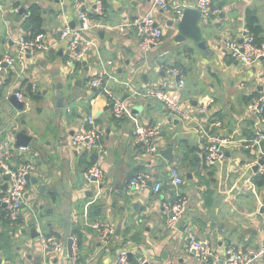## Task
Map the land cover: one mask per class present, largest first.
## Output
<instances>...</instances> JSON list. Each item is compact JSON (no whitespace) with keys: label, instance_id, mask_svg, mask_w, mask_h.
I'll return each instance as SVG.
<instances>
[{"label":"crops","instance_id":"0c3cea01","mask_svg":"<svg viewBox=\"0 0 264 264\" xmlns=\"http://www.w3.org/2000/svg\"><path fill=\"white\" fill-rule=\"evenodd\" d=\"M77 1L60 5L54 0H0V61L14 55L17 39L31 35V28L23 31L22 26L29 22L32 8L39 13L40 34L49 47L27 56L13 70L4 64L0 70V144L8 143L12 164L33 166L19 221L0 222L2 264H71L66 252L70 237L79 242L78 264H113L122 251L131 262L146 258L150 264H201L187 250L185 228L222 260L228 247L239 252L258 249L264 243V169L259 149L250 145L255 116L247 106L264 98V59L244 67L224 46L243 40L247 16L257 19L264 40V0L211 1L218 13L207 21L209 56L188 41L176 42L177 32L169 27L174 17L153 9L152 0H101L105 12L98 20L104 28L88 33L93 48L85 60L67 66L59 31L64 23L72 29L80 25L74 11ZM84 1L91 9L95 0ZM173 1L194 8L197 0ZM19 9L27 10V15L17 20ZM147 15L163 36L159 45L143 53L132 23ZM109 62L102 88H90V80ZM169 71L179 72L184 80L186 120H168L164 107L145 96L151 89L175 90L178 77ZM12 90H18L19 101L25 102L23 112L5 102ZM59 93L62 108L57 107ZM111 98L125 103L123 119L112 117ZM208 101L212 104L202 113L200 108ZM89 116L102 135L97 156L72 144L77 128ZM14 125L29 138L27 153H20L22 146L14 147ZM138 126L159 128L157 154L149 155L134 143ZM260 128L264 132V124ZM207 134L226 141L225 160L201 171L195 152ZM169 146L172 157L166 161L160 153ZM94 163L103 172L101 182L85 179ZM171 168L183 178L178 190L169 185ZM135 174L148 177L146 186L127 196L126 184ZM157 183L161 190L155 194ZM7 188L0 177V199ZM176 192L186 196L189 205L177 229L169 231L163 206L174 201ZM104 227L113 234L102 237ZM40 236L56 238L65 250L44 251Z\"/></svg>","mask_w":264,"mask_h":264},{"label":"built area","instance_id":"2783aa9c","mask_svg":"<svg viewBox=\"0 0 264 264\" xmlns=\"http://www.w3.org/2000/svg\"><path fill=\"white\" fill-rule=\"evenodd\" d=\"M60 5L66 0H54ZM212 0H197L194 9H197L201 15V22L205 24L211 20L218 12L212 9ZM152 8L160 10L163 14L172 15L174 21H178L185 7L178 5L173 0H152ZM76 18L80 25L74 29L70 28L67 23H64L59 31L58 43H64L67 53L66 65L73 63H81L88 56L93 48L92 41L88 38V33L92 30L103 29L100 18L104 15L103 3L101 0H95L93 7L90 9L84 0H79L74 4ZM91 13L98 17L97 22H91ZM156 22L152 16L147 15L135 20L132 26L135 27L138 46L143 53H147L151 48L159 45L162 39V31L159 26H155ZM16 49L13 56H4L0 61V70L2 65H6L13 70L16 65H22L27 56L40 53L48 50V46L43 43V35L35 36L27 35L16 40ZM224 50L229 57L239 65L248 67L264 59V45L257 47L253 43L252 36L245 31V36L241 43L236 41H228ZM112 63H106L101 70L95 75V78L90 80L89 86L93 89H101L105 77H108L107 66ZM173 76L178 77V83L175 90L165 92L161 90L151 89L146 92V97L160 103L167 112L168 120H186L189 118L186 109L182 107L181 91L184 87V80L181 79L180 73L169 71ZM21 100V96L17 95ZM111 115L115 120L123 119L127 115V107L124 102L119 99L111 98ZM212 104L208 101L204 104L200 111L205 112L207 106ZM247 111L253 113L255 122L253 124V138L250 141L251 147L259 149V161L263 162L264 169V132L260 128L264 124V98H260L247 106ZM216 126H219L218 124ZM159 133L158 127L138 126L134 129V143L143 147L144 151L149 155H155L158 152L156 137ZM101 132L98 130L94 118L89 116L81 124L73 137L72 144L80 152L86 155H99L102 151L101 147ZM226 141L218 136H210L207 134L206 142L195 152L198 161V168L209 170L225 160ZM8 143L0 144V177L7 176V192L0 199V222L7 220L9 223H16L20 219L22 207L25 201V192L27 187V177L32 173L33 166L30 162L14 165L10 161V155L7 152ZM20 153H27L26 147L20 148ZM85 179L88 181L101 182L103 180L102 170L95 165L88 169L85 173ZM169 185L174 189L183 185V178L180 173L174 169H169ZM147 176L144 174H135L131 177L125 187V195L132 196L140 192L146 186ZM161 190V184H155L153 192L158 194ZM189 205V199L186 196L176 192L175 199L168 205L163 206L166 217V225L169 231L177 229L179 222L185 214ZM264 210V204L262 205ZM102 237H109L113 234V229L104 227ZM186 239L187 250L193 252L197 261L201 264H219L224 261V264H254L256 261L264 260V243L256 250L239 252L233 247H228L224 252V260L215 256L206 245L200 240L196 234L189 228L183 230ZM40 243L44 251L54 254H61L65 247L54 237H39ZM72 242V257L71 264H78V239L70 237ZM113 264H150L146 258H140L135 262L128 259L126 252H120Z\"/></svg>","mask_w":264,"mask_h":264},{"label":"water","instance_id":"95a60500","mask_svg":"<svg viewBox=\"0 0 264 264\" xmlns=\"http://www.w3.org/2000/svg\"><path fill=\"white\" fill-rule=\"evenodd\" d=\"M56 4L58 3L55 1ZM24 15H27V10L25 9H19L17 20H20ZM223 18V16H222ZM169 27L171 29H174L177 32V35L175 37V41L178 43H184L186 41L192 43L199 51H201L205 56L210 55V51L208 49V38L209 34L207 33L208 27L211 25L209 22L204 24L202 26L201 22V15L200 12L197 9L185 7L182 11L181 17L178 21H169ZM157 26V24L155 25ZM27 29H30V23L25 22L23 23L22 30L26 31ZM241 43V41L239 42ZM5 67V65H4ZM178 80V78H177ZM58 90L61 89V85H58ZM18 90H12L7 93V96L5 97V102L8 106L14 108L17 111L23 112L26 104L25 102L19 101L17 95ZM1 90H0V97H1ZM57 107L62 108L63 107V98L61 93L57 94ZM13 131L11 132L12 137H14L15 143L14 147H26L27 142L29 138L26 137V132L21 131L18 132L16 125L13 126ZM172 147L169 146L165 150L161 151V155L165 158L166 161H171L172 157ZM96 156H92V159H96ZM95 164V163H94ZM263 162L260 161V165H262ZM258 167H255L254 171H257ZM4 180H8L7 176L3 177ZM29 178L27 177V180ZM136 207V206H135ZM120 227L117 228L116 236L119 235ZM35 233L34 229H32V234ZM37 235V233H36ZM130 241H135V237H130ZM66 252L68 258L72 257V242L69 239L66 243ZM192 255L193 252H191ZM0 264H2V261L0 260Z\"/></svg>","mask_w":264,"mask_h":264},{"label":"trees","instance_id":"16d2710c","mask_svg":"<svg viewBox=\"0 0 264 264\" xmlns=\"http://www.w3.org/2000/svg\"><path fill=\"white\" fill-rule=\"evenodd\" d=\"M103 2V1H102ZM105 7V3L103 2V8ZM105 12V11H104ZM91 19L97 20V16L91 17ZM29 22H30V28H31V36L38 35L42 33L43 31L41 30V18L39 17V13L32 8L30 10V17H29ZM248 33L252 36L253 38V43L257 47H260L261 45H264V40L261 37L262 30L258 26L257 19L253 16H247L246 19V25H245ZM30 88L27 89V92H29ZM78 249H79V242H78Z\"/></svg>","mask_w":264,"mask_h":264}]
</instances>
